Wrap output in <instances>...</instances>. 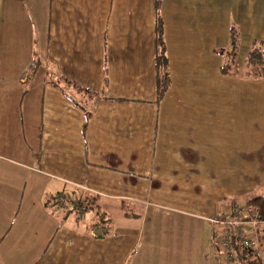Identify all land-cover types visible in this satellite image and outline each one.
Masks as SVG:
<instances>
[{
	"label": "crops",
	"instance_id": "1",
	"mask_svg": "<svg viewBox=\"0 0 264 264\" xmlns=\"http://www.w3.org/2000/svg\"><path fill=\"white\" fill-rule=\"evenodd\" d=\"M158 3L49 0L56 53L34 70L28 28L8 54L21 61L0 72V264H212L208 217L264 196V79L221 74L216 51L232 24L240 62L264 42V0ZM156 13L171 78L159 102ZM62 193L91 218L70 225L73 206L48 202ZM148 214L167 223L157 242Z\"/></svg>",
	"mask_w": 264,
	"mask_h": 264
},
{
	"label": "rangeland",
	"instance_id": "2",
	"mask_svg": "<svg viewBox=\"0 0 264 264\" xmlns=\"http://www.w3.org/2000/svg\"><path fill=\"white\" fill-rule=\"evenodd\" d=\"M48 3L49 0H0V72L2 71L5 74V77L10 76L11 71L8 66L9 62L13 61L18 62L21 59H16L13 55H8L14 51V47L22 43H18L19 40H22L24 37V32L31 28L34 33H36V38L38 43L36 45V60L42 61L43 65H46L48 62L47 52H50V55H54L59 47V43H49L50 48H48V38L45 31V26L48 21ZM34 21V23H33ZM31 23V27L30 24ZM20 47V46H19ZM20 49V48H18ZM8 57V58H7ZM22 57V55H20ZM13 65V64H12ZM12 67V66H11ZM42 68V66H41ZM50 77V76H49ZM44 79L43 73L39 70L35 78L31 81V85L34 82L39 84L40 81ZM55 77H53V80ZM52 80V82H53ZM50 82V81H49ZM65 85V84H64ZM255 94L259 99L264 94V88L258 89L255 91ZM244 108V106H239V110ZM259 114L264 113V106L259 110ZM62 198L57 200L59 205L57 207L73 206L67 210V213L63 218L71 225L80 226L83 224V221L86 220V217L89 216L87 212V205L80 201L76 195H65L59 194ZM251 195V194H250ZM250 195H245L242 199H239L240 203L245 204ZM58 196V195H57ZM56 196V197H57ZM50 202V201H48ZM54 206V205H53ZM90 217V216H89ZM91 218V217H90ZM151 218V219H150ZM155 217L152 214H148L146 218V224L143 229V240L149 242H157L161 238V232L163 227L167 224L164 217ZM156 220V221H155ZM173 219L168 221V224L171 223ZM67 223V224H68ZM68 224V225H69ZM155 252V251H150ZM208 255V253H207ZM193 256V255H192ZM212 264H218L215 257H211ZM210 257L207 258L209 262ZM161 260L154 253H150V257L147 262H139L135 264H160ZM184 264H193L191 257L186 259Z\"/></svg>",
	"mask_w": 264,
	"mask_h": 264
},
{
	"label": "trees",
	"instance_id": "3",
	"mask_svg": "<svg viewBox=\"0 0 264 264\" xmlns=\"http://www.w3.org/2000/svg\"><path fill=\"white\" fill-rule=\"evenodd\" d=\"M158 2L159 0H156V4H159ZM239 39L240 36L238 28L236 25L232 24L230 26L227 47H222L218 50L216 49V51L222 55L224 60L220 66L221 74L239 75L243 78L253 80L264 79V42L261 40H253L244 59L240 62L238 58V50L240 45ZM156 49V100L159 102L162 100L164 94L170 87L171 78L167 69V59L164 53L165 46L163 37V23L158 13H156ZM38 64L39 61L37 60L33 65L34 70L38 67ZM62 80L63 83L66 81V79ZM59 82H61V80ZM59 82L56 81L55 85L60 86ZM52 83L54 84V82ZM77 88L82 90L80 87ZM84 112L86 122H88L91 112L89 109H85ZM243 205L250 206L252 209L257 211L258 219L263 221V223L259 225V233L261 239L264 241V196L257 195L247 200ZM233 249L235 250L236 247L234 246ZM241 262L242 264H259L258 259L254 258L242 259Z\"/></svg>",
	"mask_w": 264,
	"mask_h": 264
},
{
	"label": "built area",
	"instance_id": "4",
	"mask_svg": "<svg viewBox=\"0 0 264 264\" xmlns=\"http://www.w3.org/2000/svg\"><path fill=\"white\" fill-rule=\"evenodd\" d=\"M62 197H53L57 203ZM212 224L211 242L218 264H242V259H258L264 264V241L259 233L263 221L257 211L239 201H231L227 208L208 217ZM236 247L234 250L233 247Z\"/></svg>",
	"mask_w": 264,
	"mask_h": 264
}]
</instances>
